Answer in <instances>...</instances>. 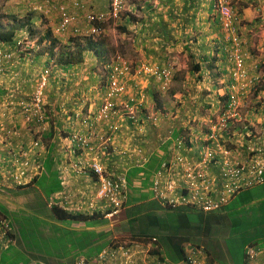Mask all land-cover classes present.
<instances>
[{
	"label": "trees",
	"instance_id": "16d2710c",
	"mask_svg": "<svg viewBox=\"0 0 264 264\" xmlns=\"http://www.w3.org/2000/svg\"><path fill=\"white\" fill-rule=\"evenodd\" d=\"M49 1L50 0L45 1L47 2L46 7L50 6ZM253 1L255 5L259 4V0ZM232 6L235 8L234 4H232ZM62 7L65 8L69 15L73 14V6H71V11L64 5H62ZM151 9L152 8L150 6L146 7L147 11H151ZM57 15L59 19H61L62 12L58 10ZM12 19L13 21L15 20V18ZM25 19L26 22L20 23V26L22 28L28 27L30 29V31L28 30V34L30 38H32L34 37V32L32 30L33 26L31 23V16ZM133 21L136 22V20ZM15 27L16 26H13L12 31L8 32H2L0 30V42L7 45H13L15 41V34L17 33ZM162 29L165 30L164 26H162ZM46 35L47 36H43L41 40L49 38L51 39V44L57 43L54 38L50 36L49 32ZM190 38L196 39L192 36H188L186 40ZM71 39H73L72 41L76 40L74 38ZM181 41L182 37L180 36L176 41V44L181 43ZM73 43L76 49L72 52L63 51L58 64H62V66L74 65L76 63L78 64L83 59L82 53L90 51L97 58L99 64L104 62L107 69L111 66V63L108 64L107 60H103L105 59V56H103L105 46L103 42H100V39L98 41H86L83 47H80V44L75 41ZM70 45L69 40V49ZM186 49L188 51L189 59L195 60L194 54L187 46H185V50ZM1 50L11 53L14 50V46L1 47ZM200 57V62L192 64L189 71L191 76L199 74V78H196L198 81L201 79L200 71L212 66L211 61L204 55ZM221 60H224V56ZM137 67L138 66H136V68ZM96 70L98 69L96 68ZM162 71L163 70L160 68L159 74L162 78L157 79V81L162 82L165 77ZM168 75L166 79L168 78ZM105 79L107 80V75H104V80L99 79L97 83L102 89L107 83ZM49 80L53 81L54 87L61 81L59 77L54 76L49 77ZM255 85L261 87L253 88L254 102L252 101L249 105L242 103L239 107V116L236 119L229 120L225 129L221 130L214 122L213 118H211L208 131L206 130V127L201 130V133L196 132L198 137L195 139L199 138V141L197 143L194 139L195 142L193 141V143L198 144V148H200V150L203 149L201 147L202 145H208L211 147L213 144H216L217 146H221L223 150L230 151L231 149L229 148H232L233 145H230L229 139L235 138L232 136V132L234 136H236L235 139H240L244 143H242L244 146L239 149L240 154L242 151L244 152L248 145H255L259 147V145H257L258 143L253 144L254 138L259 134L256 131L254 124H257L255 120L258 118L263 120L264 117V83L260 79L255 83ZM145 93H147V95L149 93L150 98H155V94L151 91V89L146 90ZM231 95H237L240 97V100L244 101L245 97L243 93L239 92L236 94L233 89L229 88L226 90L228 100H226L225 97H221V100L224 102V110L228 106ZM144 96L146 98V94ZM52 98L51 99L54 102V94L52 95ZM138 98L139 96L136 95V98L132 99V101H130V99L125 101L128 106L131 105L134 109H137V112L136 122L132 123L129 121L132 124L129 125L127 130H125L126 133L122 135L128 137L131 134V137L133 136V138H137L134 146L141 149V151L146 154L147 162L144 165L139 166L132 162V159L129 160L130 162L122 159L124 164L122 163L121 165L123 166H119L118 164L122 162L117 155L119 151L117 149L115 150L114 146L112 148L110 146L109 152H112V154L114 153L115 158L112 156L111 162H109L108 165H110L113 160L118 162H113L110 165L111 167L108 166L106 168L108 173L112 176L113 181L118 177H121V179L125 182L124 190L126 191V200L123 203V210L121 213H124L125 206L134 204L139 200L145 201L147 197L146 195H140L139 197L135 195L136 193H138V195L141 193L140 189H137V187L134 186V181L140 178L139 173L142 172L145 177L144 181L146 183L143 184L142 188H146L147 185L149 186L150 184V175L160 170L163 163H168L174 152L178 153L182 158H186L188 152L187 146H192L191 140L188 136L190 130L188 131L189 128L187 127L188 120L194 118L192 109L186 107L185 103L183 104L180 101L178 107L171 110L172 115L169 117L166 114H163L162 111H157L158 113H155V116L151 120H148L147 117L139 118L137 115L139 112L138 109L141 108V106H138ZM98 99L99 105H96L97 108L102 104L101 98ZM185 102L188 103V99L185 100ZM48 103L49 102L44 104L43 108L45 117H48L46 114L47 108L50 107ZM50 104L53 106L51 101ZM163 120H167L173 127L170 132V139L166 141H163L166 136L164 130L161 137H159L163 126ZM49 124L51 129L48 127V129L44 131V134H42L41 139L45 148V158L40 166L41 176L39 178L34 177L28 185L18 187L27 188L26 193H28V190L35 191L34 188H38L42 193H44L46 199L62 189L60 181L56 179L54 157L56 155L57 145L55 144V141H53L55 129L52 121L51 123L49 122ZM258 125L259 124H257V126ZM139 127L145 128L147 136H137L135 133H132ZM33 132V137L36 138L35 130H33ZM109 136L112 137V135ZM115 137H117V135ZM142 138H150V143L154 148H152L149 152H146L145 145H141V142H144ZM178 141L181 142L180 146L177 144ZM157 151H160L162 155H158ZM151 152H156V154L152 156L150 155ZM122 155L125 156L127 154L122 152L120 156ZM125 164H130V166H126ZM126 168H128V170L124 173L123 171ZM213 168V172L218 175L216 167ZM94 179L96 180V178ZM262 185H264V182L262 184L252 185L246 189L238 191L236 195L220 210L209 214H203L183 207L172 209L167 206H162L157 201L158 205H156L155 210L151 209L152 203L144 205L146 207L143 206V213L130 208V211H127L126 215L131 218H133V216L143 218V220H147V223L145 226L143 225L140 227L137 231L138 236L135 235V228L130 227L135 222V219H133L134 222L129 221L127 225L124 226L126 228V230H124L132 238H144L143 240L155 238L157 240L156 247L158 251H151V254L156 255L158 259L163 261L170 260L172 263L183 262L185 260V246L190 244L196 245L202 251L206 257V264H246V261H244L246 257V246H262L264 244V186ZM51 199L54 203L56 202L54 197ZM50 200H47V202L49 203ZM45 203L46 202H43V205ZM22 208L23 207H20L18 211L15 210L8 212L2 206L0 207V243L3 245V249L0 253V264H29L31 259L27 256V254L32 255L35 252V254L38 255L35 259L37 263H41V261H43L45 262L44 264H75V261H72L74 259L75 251H78L76 253L80 254H76V257L82 256L88 260L108 245H112L115 242H113L112 239H108L111 235V232L109 231L95 234L90 230H64V228L56 226L39 216L31 214V212L29 213L25 211L26 209ZM159 211L162 213H159ZM191 211L197 214L196 220H188L186 215ZM49 213L50 217L62 221L64 225L81 222L86 225L89 224L88 221L99 219L97 218L99 215L94 217L87 216L81 212H62L56 204H51L49 207ZM140 213L141 216H139ZM124 227L121 226L122 229ZM64 234H67L68 236ZM65 244L68 245L65 246ZM43 248L46 250L43 251ZM162 252L166 253L164 256L167 257L163 258L161 256L163 254Z\"/></svg>",
	"mask_w": 264,
	"mask_h": 264
},
{
	"label": "crops",
	"instance_id": "0c3cea01",
	"mask_svg": "<svg viewBox=\"0 0 264 264\" xmlns=\"http://www.w3.org/2000/svg\"><path fill=\"white\" fill-rule=\"evenodd\" d=\"M34 2V4H38L40 5L42 3L43 0H32ZM52 1H56L54 4L56 5H64L65 7H67L70 11H71V6H73V4H80L83 6H87L88 8H91L93 10H98V12H107L108 8H109V3L110 0H52ZM152 1V4H150V2ZM239 1V0H238ZM242 2H238L239 4L241 3L242 5L239 7L241 10V20H242V31L243 33H245L244 31L248 29H256L255 27H259V21L256 20L255 18V13L253 8L250 6L249 4V0H241ZM15 3H19L18 0H14ZM28 2H30V0H28ZM45 3V2H44ZM135 4V3H134ZM145 4V5H144ZM244 4V5H243ZM134 6V5H133ZM150 6L152 9L151 11H147L146 7ZM56 6L52 7V5H50L48 8L50 10L54 9ZM48 8H45V11H48ZM140 8L142 9V14L140 16V19H138V21H136L137 25H136V35H140V36H144L146 33L148 34H152L155 36L156 33H161L162 35L164 34H172L174 35H178V36H183V38H187L188 36L190 37L191 34H193L194 36H196L195 34H198V37H196V43H200L203 41V39L205 40L204 44H205V48H204V52H200L199 49H195V52H198L197 54H195V61L200 62V56L204 55L208 60L211 61L212 66L211 67H207L206 69L200 71L201 74V79L198 81V86L194 87V85L191 86L192 89L191 91L186 92V94L184 95H180L179 93L173 95V97H176V99H181V103H185V106L190 108V106H192L193 103H191V99H193L195 101V106L198 110V112L201 110L200 108H197L199 106H201L202 104H204V101H207L210 97H218V105L220 107V102H221V96L223 95L224 89L223 87H221V84H223V82H225V79L223 78V71H218L219 66H222L221 63L223 64V61L221 60V58L218 57V55L216 54V52L214 51L215 47L218 46V43L216 44L215 42L217 41L216 38V32H214L215 29H213L214 27L218 26V21H217V17H215V15L212 16V14L209 13V8L206 7V5L203 3V0H146L145 3L142 2L140 4ZM14 9H18V7H15ZM77 14H79L80 18H82V14L83 12L78 11L77 7L75 6V10H74ZM16 12V11H15ZM13 12V13H15ZM37 12V11H36ZM49 12V11H48ZM52 12V11H51ZM38 13L43 14L45 17V23L47 22L46 28H44V31L42 30L41 32L37 31V34L34 33V38H42L43 36H47L46 34L49 32L50 36L53 33L54 28H56L59 23H60V19L57 15V12L53 11L51 15L52 18H54V21L52 23V19L50 20L49 16H47V14H45L43 12V10L38 11ZM14 15H17V13H15ZM24 19V17H23ZM32 19H31V23H32ZM147 21L151 22L150 27L147 29ZM204 21H208L206 24L204 23ZM26 22V19L21 20V23ZM30 23V24H31ZM36 23V22H35ZM38 23H41L40 21L36 23V25ZM50 23V24H49ZM54 24V26H53ZM211 25V31L208 33H205L206 29L208 26ZM53 26V27H52ZM162 26H164L165 30L162 29ZM196 27H198V30H193ZM40 28H36V30H38ZM213 29V31H212ZM19 34H15V37L22 35L25 31L26 28H23L22 30H19ZM250 35V34H247ZM260 36L263 37V39L261 41H257L256 39L253 40V43L250 44V42H248V46L247 48L244 49V51L246 53L249 52V49L255 48L261 51V57H264V28H263V32H261ZM145 37V36H144ZM142 38V37H141ZM203 38V39H202ZM175 39H177L176 37L172 38L170 41V46H176L179 45L178 43L175 45ZM188 41V40H187ZM184 42L182 46H187L190 51H192V48L189 46L188 42ZM192 41V40H191ZM258 44L256 46V43ZM143 43V42H142ZM216 44V46H215ZM250 44V45H249ZM251 45L252 48L250 47ZM260 48V49H259ZM149 52H153V49H149ZM199 52L201 54H199ZM89 55H91L92 58L96 57L92 54V53H88ZM88 54H84L85 57L88 56ZM197 55V57H196ZM159 56H156L155 59L150 60V63L146 64L145 62H141V66H152L155 62H156V58H158ZM199 57V58H198ZM213 58V62L212 59ZM253 59V57H251ZM20 61L23 60V58L18 59ZM44 61L43 63H41L40 61ZM47 60V56L46 55H42L41 53L37 59L38 64H27L29 65L30 68H28L29 70L27 71V68H24V65L21 66L18 72H14L13 69L15 68V65H11L10 68L6 69L5 74H1L0 75V100H2L3 98H10L12 96H26L29 95L32 90L36 87L37 85V80H38V76L40 73V70L42 68V66L44 65V63ZM221 60V61H220ZM155 61V62H154ZM202 61V60H201ZM86 62L87 59H85L83 62L80 61L78 64H74V65H63L62 64H58V69L56 72L58 73V77L60 78V82L61 84H64V82H66V80L69 78V76H73L74 74L76 75L77 69L79 68L78 66L81 67V70H83V67L85 68L84 70H86ZM215 62V63H214ZM94 64H96V60L94 61ZM19 65V64H18ZM12 67V68H11ZM91 67V66H90ZM94 67V66H93ZM94 71V69H92V72ZM9 72H13V74H10ZM82 72V71H81ZM219 72L222 76V78L219 75ZM15 73V74H14ZM72 74V75H71ZM141 75H145V74H141ZM96 77V76H95ZM195 77V78H194ZM188 80L187 82H189L191 84V82H194L196 80V78H199V74L193 75V76H189L188 75ZM194 78V79H193ZM84 79V78H83ZM80 80V79H79ZM92 81H95L94 79ZM141 83L146 84L145 86L148 87L150 84V81L147 80H141ZM74 85H78V81L74 82ZM77 89H79L77 87ZM200 89V90H197ZM147 89L144 88V90H139V98L137 100L138 102V106H141V108L138 109V117L139 118H143V117H147L148 120H151L154 116L155 113H158L157 111L155 112V110L152 109L149 112H145V107L148 105V99H152L151 101L153 102L154 99L150 98L149 93L147 95V93H145ZM153 90V89H152ZM29 93V94H28ZM87 95V93H85ZM127 94V93H126ZM146 94V98L145 95ZM52 95L53 93L48 97L47 102H49L48 104L50 105L49 108H47L46 112L50 117V123L51 121L53 122V126L55 129V136L53 138V141H55V144L57 145V151H56V155L54 157V161H55V170H56V179H58L60 181V184L62 185V189H60V191L54 193L53 197H57L56 202L58 203V208L63 212L66 211L65 207L68 206V208H71V212H81L87 216H97L96 220H92V221H88L89 224L84 225V223H70V225L67 224H63L62 221H59L57 219H53L52 217H50V213H49V206H47V200H50L53 197H49L48 199L45 198L44 193H42L38 188H34L35 191L28 190V193H26V189L27 188H15L12 183H11V173L9 171V169H6L4 171H0V207L2 206L5 210H7L8 212H12L15 211L20 208L23 207L22 209H26L25 211L27 212H31V214L39 216L40 218H43L45 220H47L48 222L62 227L64 228V230H74V231H84V230H90L93 231L95 234L96 233H100V232H111V235L108 237V239H112L113 241H119L122 242V240H126V241H138V242H147L148 240H143L144 238H132L130 235H124L126 234V228L124 226L127 225V223L129 221H133V219H135V222L130 226L131 228H135V235H137V231L140 229V227H142L143 225L145 226L147 223V220H143V218H139L137 216H133V218L129 217L128 215H126L127 211H130V208H133L137 211H141V213H143L144 209L143 206L147 205L148 203H152L151 204V209L155 210L156 209V205H158V203L153 199L152 196V192H151V180L153 177V174L150 175V184L149 186L147 185L146 188H142L143 184H145L146 182L144 181L145 177L143 175V173H139L140 178L136 179L134 181V186L137 187V189H140V194L138 195V193H136V196H143L146 195V199L144 200H139L137 202H135L134 204L131 205H127L125 206L124 209V213H121V210H119L120 212L115 215L114 217H112V219H107V218H103L101 216V213L98 212V206H102L103 203L101 201H98L96 198V190H97V183L96 180L90 176L87 173L81 172L79 171L77 168L73 169V165L74 164H83V163H89L91 156L84 153L81 154L79 156H75L74 158L70 155L72 154V151L75 149V145L73 143H71L69 141V138H71L69 135L72 132H79L81 135H87L88 134V130L86 128L85 125H81L80 122L78 120H76L74 118V115L81 113L83 116H87L89 114V112L94 113L95 111L98 110V108L96 107L97 103H95L94 101H98L99 99V92H94V97L89 98V97H83V92L78 94V91L76 90V92L70 93L68 96H66L65 98H61V96H63V93L61 92L59 94V99L56 100L57 104L56 106H51L50 101H52ZM55 97H57L55 94ZM141 96H144L143 99L141 98ZM180 97V98H179ZM52 98V99H51ZM134 99L135 97L129 96L128 95H124L123 97H121L119 100L120 102L126 101L127 99ZM188 99V103L185 102V100ZM150 102V101H149ZM193 104V105H194ZM69 106H71L69 108ZM79 107H81V109H79ZM176 107L172 108H168L169 110H167L166 108L163 109L162 113L166 114L168 117L170 115H172L171 110L175 109ZM68 109V110H67ZM192 109V108H190ZM158 110V109H157ZM165 110V111H164ZM193 110V109H192ZM137 112V109H136ZM200 112H205L206 110L202 109ZM161 113V112H160ZM201 113V115H203ZM194 115V113H192ZM149 115V116H148ZM191 116V115H189ZM204 116V115H203ZM70 118H72V122L70 121ZM73 118L75 119V122L73 121ZM190 118V117H188ZM167 119V118H166ZM17 120H19V118H17ZM116 122H120L122 123V127L123 130L122 132H118L120 133L117 134V137H115L114 139V149L118 150L119 152L117 153V155L119 156V159H125L126 161L130 162L129 160L132 159L131 161L136 163V160L138 159V156H134L132 155L134 150H135V140L137 139L136 137L133 138V136L131 137V134L127 137V136H123L122 134L126 133V126L131 125L132 123H130L129 121H127L126 119H120V120H113ZM172 121V120H171ZM257 122V124H259L257 126V124H254L255 128L257 129H261L264 130V121L262 119H257L255 120ZM52 125V124H51ZM6 125H4L3 127H5ZM168 126V128H167ZM50 128V126H49ZM143 128V130H142ZM139 127L138 129H136L135 131H133L132 133L136 134L137 136H147L146 135V130L144 127ZM172 125L167 121V120H163V126H162V130L160 131L159 137H161L163 130L165 131V137L163 141L169 140L170 139V132L172 129ZM3 128H0V130H2ZM51 129V128H50ZM202 130V129H201ZM207 131L209 130V127L206 129ZM204 130V131H206ZM227 132V131H226ZM62 135V136H61ZM232 136L236 138V136H234L233 132H232ZM196 138V137H195ZM229 139L230 140V145H233L230 151L231 152V156L230 158L233 159V154L238 158V159H242V155H243V151L241 152V154L239 153V149L244 146L243 141L240 139ZM234 139V140H233ZM29 139L27 142L25 143H20V144H15V146L17 145H21V144H29L30 143ZM142 140L144 142H141V145H145V150L146 152L150 151L152 148V145L150 143V138L149 139H145L142 138ZM261 140L263 145L259 144L260 149L264 150V134L261 135ZM199 138L196 139V142L198 143ZM243 143V144H242ZM10 144V143H9ZM8 143H5V147L0 148V150L3 149H8L9 147ZM240 144V145H239ZM186 145V144H185ZM156 146V145H155ZM214 146V147H213ZM213 146L209 147L208 145H202L201 147L207 150H213L216 152L217 154V158H222V153L221 151L223 150V148L221 146H217L216 144H213ZM226 146V143H225ZM198 144H195L194 148H197ZM188 148V152H187V156L185 159L192 161V162H198L199 160V155L201 154V152L199 154H197L195 152V150H193V147H189ZM214 148V149H213ZM5 151V150H4ZM3 151V152H4ZM1 152V153H3ZM126 153L127 155H122L120 156L121 153ZM158 155H162V153L160 151H157ZM66 153V154H65ZM79 154V152H78ZM143 156H145V162L141 165H144L147 162V156L146 154H144V152L142 153ZM156 152H151L150 155H155ZM1 155V154H0ZM43 156V157H42ZM112 156H114V153L104 157L103 159L105 160V166L106 168L108 166H110L113 162L117 163L118 161H114L112 163L109 164V162H111V158ZM124 157V158H123ZM128 157V158H127ZM45 158V153L44 151L40 152L39 154V158L35 159L34 162L32 163V168H31V174H34L36 177H40L41 176V171H36L37 167H39V165H42L43 159ZM115 158V156H114ZM0 160H2L0 158ZM8 161V156L6 157L5 162ZM124 161L122 160V162H120L118 165L119 166H123L121 165ZM124 164V163H123ZM63 165H65V169L63 167ZM126 166H130V164H125ZM139 165V166H141ZM62 167L64 170H62ZM111 167V166H110ZM128 170V168H126L123 172L125 173ZM33 177V175H32ZM264 186V185H262ZM260 186V187H262ZM259 188V187H257ZM38 196V197H37ZM44 200V201H43ZM43 202H46L43 205ZM156 203V204H153ZM146 207V206H144ZM93 209V213L90 215V210ZM102 212V210H100ZM141 213L139 216H141ZM159 213H162L161 211H159ZM95 214V215H94ZM123 214V216L121 217V215ZM141 220V221H139ZM69 222V221H68ZM145 223V224H144ZM121 226H123L124 228L122 229ZM115 228V231H114ZM125 229V230H124ZM49 233V231H48ZM51 233V232H50ZM127 236V237H126ZM47 240V239H46ZM66 243V242H64ZM68 244H65V246H67ZM3 249V245L0 243V253L1 250ZM46 249L43 248V251H45ZM158 251V250H155ZM78 251H75V255L78 254L76 253ZM36 253V252H35ZM32 254V255H28V257H30L31 262L29 264H44L45 262L41 261V263H37L35 261V259L37 258V254ZM163 254L161 255L163 258L167 257L164 256L166 255V253L162 252ZM74 255V259L72 260L73 262L76 261L79 257L82 256H75ZM80 255V254H78ZM97 254L93 255L91 257V259H93ZM151 256H155L157 259L158 257L156 255H152L150 253ZM36 256V257H34ZM32 257V258H31ZM71 257V256H70ZM76 257V258H75ZM90 260V259H88ZM170 261V260H169ZM167 260L168 263L170 264H181V262L178 263H172V261L169 262ZM22 264V263H19Z\"/></svg>",
	"mask_w": 264,
	"mask_h": 264
},
{
	"label": "built area",
	"instance_id": "2783aa9c",
	"mask_svg": "<svg viewBox=\"0 0 264 264\" xmlns=\"http://www.w3.org/2000/svg\"><path fill=\"white\" fill-rule=\"evenodd\" d=\"M125 1L127 0H112L111 7L107 12L91 11L86 14L84 19L87 32L98 35L100 30L94 26V23L105 24L117 20ZM259 1L257 8L263 7L264 11V0ZM214 10L219 16L222 28L232 38L233 46L226 50L231 66L230 88L236 94L239 92L245 94L247 88L260 80L262 69L258 62L250 61L247 64V60L250 58L243 54V47L238 40L235 29L241 20L231 2L229 0H215ZM59 11L62 12L61 23L56 28V32H65L70 26L75 27L78 24L77 18L69 15L65 8L61 7ZM257 11L264 23L263 12L261 9ZM3 58H7V56H3ZM127 71L128 67L125 64L119 65V62L109 67L106 74L107 83L100 96L102 104L97 112L94 113L93 110V113L89 112L87 116L80 117L78 114L75 116L76 120L80 119L81 125L86 126L88 134L81 135L76 132L71 137V142L76 143V148L86 149L90 152L96 150V154H92L87 167L91 176L96 178V198L103 203L97 208L99 211L102 210L105 218L117 215L126 200L125 182L121 177L113 181L112 176L106 170L103 158L112 154L109 152L110 146L112 148V142L120 132L119 128H124L122 123L113 120L123 118L132 123L136 122V109L131 105L128 106L125 101L120 105L115 103L117 99L124 96L126 88L123 79ZM144 72H150L161 77L158 68L155 70L144 68ZM162 73L166 78L167 74L164 71ZM47 74L48 71H45L42 75L39 85L31 96L30 103L23 101L19 103L23 114L32 115L40 123L42 122L41 110L44 103ZM141 98L143 99V96ZM229 100L231 102L229 101L227 108L222 110L216 123L221 130L226 128L229 120L239 116L240 97L231 95ZM93 114V119L88 121V117ZM44 129L43 126L42 130ZM259 139L260 137L257 135L253 144H257ZM97 144H100V147L95 148ZM177 144L180 146L181 142L178 141ZM40 148H43L41 142L34 141L29 148L10 154L7 162H5L6 158L0 160V171L9 169L11 183L16 186L27 184L31 178V163L34 162L38 155L36 151ZM201 151L198 162L189 161L174 152L168 163L161 165L160 170L154 173L151 184V192L155 201L172 209L190 207L202 213H210L225 206L238 191L264 182V150L260 147L248 145L244 150L242 159H238L235 155L231 159L232 151L229 150L221 151L222 158H217V154L213 150L203 148ZM32 152L34 159L33 156L31 157ZM142 153L141 149L135 148L132 154L138 156L137 165L145 162V156ZM213 167L218 170V175L213 172ZM93 211V209L90 210V215ZM156 244L155 238H151L147 242L115 241L112 245L101 250L93 259L86 260L84 257H79L76 264H170L150 255L151 251L157 250ZM245 252L246 264H264V244L262 246H246ZM183 264H206V257L198 247L188 245Z\"/></svg>",
	"mask_w": 264,
	"mask_h": 264
},
{
	"label": "rangeland",
	"instance_id": "374dc122",
	"mask_svg": "<svg viewBox=\"0 0 264 264\" xmlns=\"http://www.w3.org/2000/svg\"><path fill=\"white\" fill-rule=\"evenodd\" d=\"M46 0H43L42 3L40 5L38 4H34V2L32 0H30V2H28V0H18L19 3H15L14 0H0V30L2 32H8V31H12L13 26H16V32L17 34H19V30H22L23 28L20 26L21 20H24L27 17L31 16L32 21V30L35 34H37V31L41 32L42 30L44 31V28H46L47 22L45 23V17L43 14L38 13V11L43 10V12L45 14H47V16H49L50 20L54 21V18H52L51 15L53 11L58 12V7H55L56 10L52 9L50 10L48 7H46L47 2H45ZM146 0H129L128 3L126 4V6L124 7V10L121 13L120 19L117 22H110L109 24H106V26L103 27V33L101 34V38H100V42H103L105 49L103 50V56H105V59L103 60H109V61H113L118 59V55L120 56V58L118 59L117 62H119V65H123L125 64L129 69L128 71L124 74V79L123 82L125 84V88L126 90L124 91V95H128L135 97L140 96L139 95V90H150L152 92H154L155 94V99L153 102L151 101L152 99H148V105L145 107V112H149L152 107L154 110L156 111H163V109H167L169 110L170 108L173 107H178L179 102L182 101L181 99H176V97H173V94H177L179 93L180 95H184L186 94V92L194 90L191 88L192 85H194V87L198 86V81L195 80L194 82H191V84L189 82H187L188 80V75L190 76V69L192 64L197 63V61L195 60H191L188 57V51L187 49L185 50V47L182 46L184 42H186V38L182 37V41L181 43H179V45L176 46H170V41L172 38L176 37L177 39H175V44L176 41L178 40V38L180 36L176 35H172V34H164L162 35L160 32L156 33L155 36L152 35L151 33L148 34L146 33L144 36H140V35H136V25L137 23L133 20L138 21V19H140V16L142 14V9L140 8V4L142 2L145 3ZM212 1L213 0H203V3L206 5V7L209 8V13L213 15H215V12L212 8ZM249 4L250 6L255 9H261V11L264 14L263 11V7L261 8H257L254 7L255 4L252 3L251 0H249ZM45 2V3H44ZM56 1H49V5H52V7H54L56 4H54ZM230 2L232 4L235 5L236 10H238V12L240 11L239 7L242 5L241 3L239 4L238 2H242L241 0H230ZM135 3V4H134ZM150 4H152V1L150 2ZM134 5V6H133ZM145 5V4H144ZM240 5V6H239ZM244 5V4H243ZM262 5V4H261ZM59 6V5H57ZM15 7H18V9H14ZM45 8H48V11H45ZM257 10H254L255 13V18H261L260 16H258L257 14ZM16 11V12H15ZM37 11V12H36ZM52 11V12H51ZM98 12V10H93ZM257 11V12H256ZM17 13V15H14L15 13ZM260 15V14H259ZM263 16V15H261ZM24 17V19H23ZM12 18H15V20L13 21ZM41 22L38 23L36 25L37 22ZM263 21V20H262ZM36 22V23H35ZM208 21H204V23L206 24ZM50 24V23H49ZM82 24V20H79L78 22V27H81ZM151 22L147 21V29L150 27ZM54 26V24H53ZM52 26V27H53ZM36 28H40L38 30H36ZM256 29H248L245 30L244 34L242 35L243 39L245 40V42H250V44L253 43V40L256 39L258 42L261 41L263 39L262 36H260L261 32H263V28L264 26L261 25L259 27H255ZM55 29V28H54ZM213 29L214 32H216V38L217 41L215 42L216 44L218 43V46L215 47L214 51L216 52V54L218 55L219 58H223L224 56V49L225 48H231L233 46V43L231 41H227L225 38V33L222 31L220 25H218L217 27H214ZM212 29V31H213ZM26 30L30 29L27 27ZM193 30H198V27H196ZM211 31V25L207 27L205 33H208ZM250 34V35H247ZM196 36H194L193 34H191L192 37L196 38L198 37V34H195ZM28 36V34H27ZM40 37V36H39ZM37 39V41L40 44H43V40L40 42V39ZM69 37H74V36H69ZM142 37V38H141ZM203 39V38H202ZM67 40V42H66ZM192 40V41H191ZM61 44H51L49 45L48 42H46L45 44V50H42L40 53H44L45 51L48 52L47 47H51L52 48V53L54 54L53 57H51L53 60L54 58L60 54L62 56V52L63 51H74L75 50V45L70 42V49L68 47V41L69 39L67 38H62L60 40ZM255 41V40H254ZM143 42V43H142ZM188 44L191 48H192V53L197 54L198 52H195V49H199L200 52H204V48H205V40L203 39L202 42L200 43H196V39H188ZM256 43V42H255ZM215 44V46H216ZM249 44V45H250ZM258 44L256 43V46ZM43 46V45H41ZM251 45L250 47L252 48ZM153 49V52H149V49ZM260 49V48H259ZM38 50H40V48L38 47V49L32 50V51H28L25 56H23V60L20 61L18 60V56L22 57V55H18L15 53L11 52V56H9L7 58L6 61V65L8 67L5 68L8 69L10 68L11 65H15V68L13 69L14 72H18L21 66L24 65V68H27V71L29 70L28 68L29 65L27 64H38L37 59L35 58L33 59V57H35V55L38 53ZM199 52V54H201ZM223 52V53H222ZM252 57L254 58V62H258V63H262V61H264V57L262 58L261 55V51L255 48L249 49V52ZM50 54V53H49ZM243 54L246 55L247 53L245 51H243ZM263 54V53H262ZM47 56V55H46ZM51 56V55H50ZM156 56H159L158 58H156V62L153 65H157L159 67V69L161 68V70H163L167 75L168 78H163L162 82L157 81V79H159L158 77L155 79L152 76L149 75H141L140 72L137 70L136 71V66H139V64L141 62H145L146 64L150 63V60L155 59ZM197 57V55H196ZM48 58V56H47ZM87 59L86 62V70H84L85 68L83 67V70H81V67L78 66L79 68L77 69V74L73 75V76H69V78L66 80V82H64V84H61V82H59L58 85H56L54 87V83L53 81H49L47 83L46 86V92L45 95L47 96L46 99H48V97L53 93L57 94L55 97L56 100H58L59 94L62 92L63 96H61V98H65L66 96H68L70 93L76 92V90L78 91V94L83 92V97H89L92 98L94 97V92H98L97 91V83L100 79L99 77H95V73L92 72V69H94L93 66H95L94 61L96 60L95 58H92L91 55L88 54V56L85 57V55H83V59L82 62ZM212 62L214 61L213 58L211 59ZM192 61V63H191ZM41 63H43L44 61H40ZM115 62V64L117 63ZM148 62V63H147ZM19 64V65H18ZM80 64V63H79ZM222 66H219V70L218 71H223V76L227 77V74L229 75V70L231 69V67H229L228 64H222ZM91 66V67H90ZM96 66H98L97 61H96ZM12 68V67H11ZM141 69V68H140ZM139 69V70H140ZM56 71L59 70L58 68L55 69ZM96 71V68L94 69ZM82 71V72H81ZM10 74H13V72H9ZM15 74V73H14ZM143 74V73H142ZM72 75V74H71ZM220 77L222 78L220 72H219ZM261 76H264L263 74ZM84 78V79H83ZM162 78V77H161ZM160 78V79H161ZM80 79V80H79ZM95 81H92V80ZM141 80H149L150 84H149V88L146 87L143 83H141ZM227 80V84L229 83V80ZM78 81V85H74V82ZM160 82V83H159ZM223 85H225V83L223 82ZM77 87L79 89H77ZM153 89V90H152ZM224 89V86H223ZM200 90V89H197ZM87 93V95L85 94ZM127 93V94H126ZM172 93V94H171ZM29 94V93H28ZM180 98V97H179ZM135 99V98H134ZM254 97H253V92H251L247 97L244 98V101H242V103L249 105L252 103V101L254 102ZM56 100L51 101L52 105L56 106ZM150 101V102H149ZM95 103H97L99 105V101H94ZM191 103H195V101L193 99H191L190 101ZM218 97H210L207 101H204V104H202L201 106L197 107L200 108L201 110L204 109L206 110L205 112H198L195 106V104L192 106H190V108L193 109V113H194V118H191V120H188L187 122V128L188 131L190 130L189 133V138L191 140V144L193 147V150H195V152L197 154H199L200 148H194L196 143H193V141L195 142V137L197 138V133H201V129H205L211 122V118H213L216 113H217V109L219 108L218 105ZM115 103L117 105L122 104V102H120L119 99H117L115 101ZM71 106H69L70 108ZM169 108V109H168ZM79 109H81V107H79ZM158 109V110H157ZM68 110V109H67ZM97 111H95L96 113ZM201 113L204 115H201ZM149 116V115H148ZM94 117V114L91 115L90 117H88V121L92 120ZM192 121V123H191ZM263 121H264V117H263ZM5 127H2L3 129L0 130V148L5 147V143H10L11 145L8 147V149H3L0 150V156L2 157V160H5V158L7 156H10V154H12L14 151L18 152L22 149H25L26 144H21L19 145L20 147L15 146V144H20V143H25L27 142L29 139L32 140L34 132L33 130H36L35 128L29 126L28 124H25L23 122V120H18L17 123V127L14 128L11 124L7 123L5 124ZM48 126H50V124H47ZM47 127V126H46ZM129 126H126V130L128 129ZM123 128H119V131L122 132ZM256 131L259 133V135L264 134V130H261L260 128L257 129ZM197 132V133H196ZM120 135V133H119ZM195 139V140H194ZM30 140V141H31ZM257 142L261 143V140H258ZM12 146V147H11ZM115 146L114 145V140L112 142V147ZM100 147V144H97L95 146V148ZM5 150V151H4ZM4 151V152H3ZM3 152V153H1ZM66 154V153H65ZM93 154H96V150L93 152ZM33 152L31 153V157L33 156ZM73 156V154L70 155V157ZM4 167V166H2ZM217 170V169H216ZM148 179V176H147ZM217 179V178H216ZM218 182V180H217ZM14 185V184H13ZM16 185H14L15 187ZM123 216V214L121 215V217ZM188 217V220H196L197 218V214H195L193 211L188 212V214L186 215ZM65 232V231H64ZM66 236H68L67 234H64ZM124 235H128L127 233ZM127 237V236H126Z\"/></svg>",
	"mask_w": 264,
	"mask_h": 264
},
{
	"label": "clouds",
	"instance_id": "9594fccd",
	"mask_svg": "<svg viewBox=\"0 0 264 264\" xmlns=\"http://www.w3.org/2000/svg\"><path fill=\"white\" fill-rule=\"evenodd\" d=\"M111 1L112 0H110L109 7H111ZM128 1L129 0L125 1V4H124L123 9L121 10V12L119 14L118 19L117 20H114L115 22L119 21L120 16H121V13L124 10V7L128 3ZM251 1L254 4V1L253 0H251ZM214 2H215V0L212 1V8H213V10H214ZM258 3H260V1H258ZM258 5L259 4H256L254 7H257ZM75 6L77 7L78 11L83 12L82 18H80L79 14H77L74 11L75 10ZM56 7H58V10H59L62 7V5H59V6H56ZM234 9H235L236 12H238V10H236V8H234ZM254 10H256V9L254 8ZM91 11H93V9L88 8L87 6H83V5L75 4L74 3L73 4V14H72V16H75L77 18L76 20L78 22H79V20H82L81 27H78L77 26L78 24L76 23L77 25H75V27H71L70 26L65 32H56V28L61 23V19H60L59 25L53 30V33L51 34V37L54 38V40L57 42L56 44H59L61 42L60 40L62 38H67L72 43L75 41L78 44H80L79 45L80 47H83L85 45L86 41H89V40H97L98 41L101 38L100 37L101 34L103 33V30H104L103 27L106 26V24H109L110 22H114V21H110L109 23H105V24H96V23H94V26L97 27V28H99L100 33L98 35L89 34L87 32V26H86V22H85L84 16L86 14H88L89 12H91ZM93 12H96V11H93ZM214 12H215V10H214ZM239 12H238V14H239V18L241 20V10ZM97 13H105V12H97ZM215 17H217L218 25H220L222 31L225 33L226 40L232 42L231 35L222 28V26L220 24V21H219V16L216 14V12H215ZM256 20L259 21V24L261 23V25L264 26V23L262 22L261 18L258 17V18H256ZM242 27H243V25H242V20H241L240 21V24H238V26H236L235 29H236V35L238 37V40L241 42V45H242L243 51H244V49L247 48L248 43L245 42V40L242 37V35L244 34L243 31H242ZM27 34H28V30H26L22 35L15 37V41H14L13 45H7L5 43L0 42V52H1V55H0V69L2 70L0 72V75L1 74H5V72H6L5 65H6L7 58L12 55L11 53H8V52H5L4 50H1V47L14 46V50H13L12 53L17 54V56L18 55H22V57H19L18 56V59L23 58V56H25V54L28 51H32V50L38 49V47H39L40 50H38V53L35 55V57H33V59H35V58H38L39 57L40 52L42 50H45V44H46V42H48L49 45H51V39H49V38L42 39L45 44L44 43L43 44H40L37 41L38 38H34V37L30 38L29 34H28V36H27ZM69 36H74V37H69ZM71 38H74L76 40L72 41L73 39H71ZM39 39H40V42H41L42 41L41 38H39ZM66 42H67V40H66ZM41 45H43V46H41ZM42 47H43V49H42ZM75 49H76V47H75ZM227 49H230V48H225L224 49V60H223V64H228L229 67H231L230 64H229V62H228V58H227V52H226ZM47 50H48V52L45 51L44 53H41V56L42 55H47L48 58H47L46 62L44 63V65L42 66L41 70H40V73H39V76H38V80H37L38 81L37 82V85L32 90V92L29 95H26V96H23V95L22 96H19V97L12 96L10 98H3L2 100H0V128H2L7 123L11 124L14 128H16L17 123H18L17 118H19L20 120H23V122L25 124H28L29 126H31V127H33V128L36 129L35 130V132H36V138L33 137L32 140L30 141V143L25 146V149L29 148L30 144H32L34 141L41 142L42 134H44V131H46L48 129V127H49L47 124H49V122H50V117H49V115L47 113L46 114L48 115V117H45V114H44V111H43L44 104L47 103V99H46L47 96L45 95L46 87H45V90H44V103H43L42 110H41V117H42V122L41 123H40V121H37L32 115L23 114L22 113V110H21V108L19 106V103L21 101L27 102L28 104L30 103L29 101L31 99V96H32L33 92L35 91V89L37 88V86L39 85V83L41 81V78H42V75L44 74L45 71H48V74H47V77H46L47 78L46 79V86H47V83L50 81L49 80V77H51V76L58 77V73L56 72L55 69L58 68L57 65L60 62L59 59L61 58V55L58 54L54 58V60H53L51 58V57L54 56V54L52 53V48L51 47H47ZM85 53L88 54V53H91V52L90 51H85L84 53H82V55H84ZM247 55L250 58V59L247 60V64L250 61H254V58L253 59L251 58L252 55L250 53H247L246 56ZM3 56H7V58H3ZM119 58H120V56L118 55V59ZM118 59L113 60V61L107 60V62H108V64L111 63V66H112V65H115V62H117ZM96 61H97L98 66H96V64H95L94 68H97L98 70L93 71V73H95V76L96 77H99L100 76V79H103L104 80V75H106L107 74V71H108V69L105 66L106 64L104 62H101L99 64L97 58H96ZM258 64H259L260 68L262 69V74L264 75V61H262V63H258ZM6 67H8V66L6 65ZM144 68H146L148 70H150V69H154L155 70V68H158L159 69V67L157 65H152V66L146 67V66H141V63H140L139 66L136 68V71L138 70L140 72V74L143 73L145 75H149V76H152V77H155V78H157V77L159 79L161 78V77L157 76L156 74H153V73H150V72H146L145 73L144 72ZM230 70H229V74H230ZM223 78L225 79V82H224L225 85L221 84V87L224 86V92H223V95L221 97H225L226 100H228L227 99V96H226V90L229 89L230 88V85H231L230 75L227 74V77L223 76ZM226 79L229 80L228 85H226L227 84V80ZM260 79L264 83V76H261ZM254 87H261V86H258V85L253 84L252 86H250L249 88L246 89V93L244 94V97H247L251 92L254 93V90H253ZM97 91L100 94L99 95V98H100L103 89L98 84H97ZM220 103H221L220 104V107L217 109V113L213 117V120H214L215 123H217V120H218V118L221 115L222 110H223V104H224V102L221 100ZM241 105H242V100H241L240 106ZM78 115L80 117H83V115L81 113H78ZM75 116H76V114L74 115V118H75ZM74 118H73V121L75 122V119L76 118L75 119ZM70 121L72 122V118H70ZM78 121L80 122V119H78ZM43 126L45 127L44 130H42L43 129ZM208 127H209V125L207 126V128ZM74 133H76V132H72L69 136L72 137V134H74ZM258 136L260 137L259 140H261V135L258 134ZM69 141L71 142V138H69ZM71 143H73V142H71ZM257 143H260V142H257ZM41 144H42L43 148H40L38 151H36L38 155H37V157L35 159H38L39 158L40 152L44 151V153H45V148H44L43 142H41ZM73 144L76 146V143H73ZM260 144L263 145L262 140H261V143ZM10 145L11 144H9V146ZM17 147H20V146L18 145ZM22 150H24V149H22ZM22 150H20L18 152H21ZM15 152L16 151H14L13 153H15ZM78 152H79V154H78ZM84 153L90 155L91 157H92V154H93V152H90L89 150H86V149H78V148L75 147V149L72 151V154H73L72 157L74 158L75 156H79V155L84 154ZM0 158L2 159L1 156H0ZM32 158L34 159V155H33ZM32 163H31V168H32ZM87 164L86 163H83V164H74L73 165V169L77 168L79 171H81L80 169H83L81 172L87 173V174H89L91 176V174L89 173ZM40 166L41 165H39V167H37L36 171H39L40 170ZM63 167L65 169L66 166L63 165ZM63 167H62V170H64ZM32 175H33V177H32ZM34 177H36V176L34 174H31V178H30L29 182L27 184H25V185H28ZM152 179H153V177H152ZM96 183H97V181H96ZM151 184H152V180H151ZM25 185H22V186H25ZM18 187H20V186H15V188H18ZM54 198H57V197L55 196ZM51 204H56V206L58 207V203L57 202L54 203L52 199L48 203V206L50 207ZM183 208H189V209H192V210H194L196 212H200V211L195 210V209L190 208V207H183ZM65 210L66 211H69V210H71V208H68V206H67V207H65ZM98 212L101 213V216L103 218H105L104 217V214L101 211L98 210ZM214 212H216V211H214ZM200 213H202V212H200ZM210 213H213V212H210ZM203 214H209V213H203ZM107 219H112V217L111 218H107ZM188 245H190V244H188ZM188 245L185 246V255H186V248H187ZM193 246L197 247L196 245H193ZM244 261H245V259H244ZM181 264H183V262H181Z\"/></svg>",
	"mask_w": 264,
	"mask_h": 264
}]
</instances>
